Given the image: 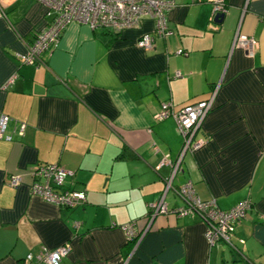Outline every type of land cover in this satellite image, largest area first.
Returning a JSON list of instances; mask_svg holds the SVG:
<instances>
[{"label": "crops", "instance_id": "1", "mask_svg": "<svg viewBox=\"0 0 264 264\" xmlns=\"http://www.w3.org/2000/svg\"><path fill=\"white\" fill-rule=\"evenodd\" d=\"M175 2L170 32L149 49L137 45L154 30L149 18L120 34L72 22L31 65L18 54L51 17L36 0H0V116L10 137L0 139V264L66 242L61 264H264V0H224L221 23L211 0ZM238 31L256 40L252 57L233 45ZM210 97L193 138L201 145L182 157L175 119L156 115L164 103L176 111ZM37 164L72 171L68 185L85 190L84 203L32 195ZM188 182L221 209L250 202L231 244L209 245L199 215L175 213L184 205L175 190ZM163 196L167 212L129 242L121 225L143 228Z\"/></svg>", "mask_w": 264, "mask_h": 264}, {"label": "built area", "instance_id": "2", "mask_svg": "<svg viewBox=\"0 0 264 264\" xmlns=\"http://www.w3.org/2000/svg\"><path fill=\"white\" fill-rule=\"evenodd\" d=\"M44 7L46 14L51 17L47 27L38 32L32 43L26 46L23 53L18 54L21 63L39 65L42 62V54L55 45L64 28L72 23H83L91 29H106L113 34H120L126 29L136 28L144 18H149L154 24L151 33H144L137 41V45L144 49L152 47L155 35L164 37L169 31L168 13L175 6V0H36ZM213 4V19L227 11L224 0H211ZM0 15L3 14L0 9ZM233 45L245 49L248 56L254 55L257 48L256 40L244 33L236 32ZM181 52V51H180ZM15 75L9 78L5 87L12 83ZM213 103V97L187 104L176 111L170 110V105L164 103L156 115L157 120H163L172 116L184 138V151H193L201 143L194 142L195 132L204 118L206 112ZM9 116H0V139H9L5 136V128ZM25 124L19 126L22 134ZM175 172L178 164H173ZM72 176V171L64 169L57 164H37L32 169V182L29 191L32 195L39 196L46 202L58 207L72 208L86 200L85 190H75L69 187L67 178ZM21 182L19 176H11L9 185L18 186ZM184 200V205L175 209L178 215L197 214L205 224V238L209 245L218 241L232 243L237 224L250 208L248 200H243L229 209H221L216 200H202L196 195L190 182L181 185L175 190ZM167 212L164 196L150 205L146 223L141 229H137V222H129L121 225L127 240H137L142 232L147 230L149 222L160 213ZM79 221H74L73 226L78 228ZM243 242V240H240ZM71 250V245L66 242L52 250H42L37 254L29 253L25 256L23 264H61V260Z\"/></svg>", "mask_w": 264, "mask_h": 264}, {"label": "water", "instance_id": "3", "mask_svg": "<svg viewBox=\"0 0 264 264\" xmlns=\"http://www.w3.org/2000/svg\"><path fill=\"white\" fill-rule=\"evenodd\" d=\"M226 13H227V11L224 12V13H222V14H219L218 16H216V18H214L215 22L221 23V22L223 21L225 15H226ZM184 152H186V151H184ZM184 152L181 153V156H182V157H183L184 154H185ZM154 218H155V217H153V218L151 219V221L149 222V226L151 225V223H152V221H153ZM148 228H149V227H148Z\"/></svg>", "mask_w": 264, "mask_h": 264}, {"label": "rangeland", "instance_id": "4", "mask_svg": "<svg viewBox=\"0 0 264 264\" xmlns=\"http://www.w3.org/2000/svg\"><path fill=\"white\" fill-rule=\"evenodd\" d=\"M235 264H242V262L241 261H236Z\"/></svg>", "mask_w": 264, "mask_h": 264}, {"label": "trees", "instance_id": "5", "mask_svg": "<svg viewBox=\"0 0 264 264\" xmlns=\"http://www.w3.org/2000/svg\"><path fill=\"white\" fill-rule=\"evenodd\" d=\"M129 242H131V240H128Z\"/></svg>", "mask_w": 264, "mask_h": 264}]
</instances>
